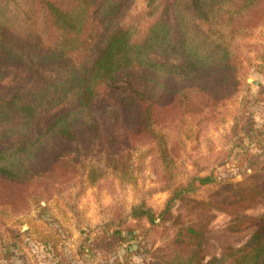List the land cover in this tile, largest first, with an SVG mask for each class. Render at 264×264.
Listing matches in <instances>:
<instances>
[{
	"label": "rangeland",
	"instance_id": "1",
	"mask_svg": "<svg viewBox=\"0 0 264 264\" xmlns=\"http://www.w3.org/2000/svg\"><path fill=\"white\" fill-rule=\"evenodd\" d=\"M121 1V25L141 36L158 19L178 18L180 0ZM31 9V0H0V19L23 32ZM249 33L236 85H215L220 72L207 73L203 91L165 80L145 114L144 105L127 106L122 75L89 108L94 128H78L74 141L49 133L24 181L0 177V264H161L191 253L189 238L177 237L199 222L204 262L245 244L264 215V20ZM150 56L181 62L175 52ZM208 175L218 181L171 200L175 187ZM259 192L261 201L238 213L222 209ZM141 206L153 219L133 216Z\"/></svg>",
	"mask_w": 264,
	"mask_h": 264
},
{
	"label": "trees",
	"instance_id": "2",
	"mask_svg": "<svg viewBox=\"0 0 264 264\" xmlns=\"http://www.w3.org/2000/svg\"><path fill=\"white\" fill-rule=\"evenodd\" d=\"M153 3L148 0L150 6ZM31 4V23L23 32L0 19V177L13 182L26 179L30 155L49 141V133L74 141L78 128H94L89 108L101 87L122 75L128 84L127 106L144 105L145 114L156 104L165 80L184 82L183 90L203 91L205 86H197L206 81L207 73L220 72L215 85H236L240 40L264 20V0H180L174 23L158 19L141 36L121 25L127 9L121 0H31ZM153 52L178 53L181 62L155 61ZM217 179L208 175L177 186L171 200ZM261 195L254 193L248 204L236 195L222 209L238 213L259 203ZM230 205L243 206L233 210ZM134 212V217L152 214L143 206ZM252 225L255 230L245 244L206 262L201 255L202 223L190 225L180 230L177 242L182 235L188 237L191 253L177 250L160 262L264 264V215Z\"/></svg>",
	"mask_w": 264,
	"mask_h": 264
}]
</instances>
